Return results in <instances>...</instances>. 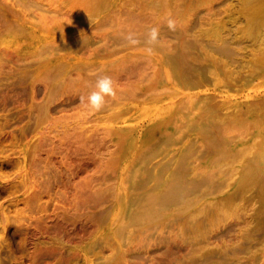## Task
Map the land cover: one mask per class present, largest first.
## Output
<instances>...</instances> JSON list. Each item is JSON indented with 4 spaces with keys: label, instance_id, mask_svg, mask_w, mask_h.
I'll return each instance as SVG.
<instances>
[{
    "label": "rangeland",
    "instance_id": "1",
    "mask_svg": "<svg viewBox=\"0 0 264 264\" xmlns=\"http://www.w3.org/2000/svg\"><path fill=\"white\" fill-rule=\"evenodd\" d=\"M40 1L43 8L31 16H41L42 23L36 27L38 38L22 43L12 36L0 38L2 51H17L27 62H34L18 69L16 60L9 61L10 71H0V142L8 148L6 153L0 152V158L8 155L17 161V165L0 170V186L8 184L12 189L9 199L6 193L0 198V217L3 212L9 213L7 227L0 223L2 264H103L105 258L113 257L115 251L105 247L102 240L127 219L135 194L155 184L154 179H148L145 187L136 189L135 182L145 179L155 166L169 163L171 171L188 147L202 149L201 145L207 142L203 129L176 130L182 122L201 119L218 126L223 141L234 138L232 152L214 143L212 153L190 158L194 169L185 178L199 179L205 171H211L221 182L218 190L183 210L176 205L162 217L139 224L131 240L140 238V231L149 229L145 240L148 244L143 246V252H147L160 237L175 235L188 222L187 236L194 237L197 233L193 231L198 226L191 221L197 219L206 233H198L197 238L205 240L201 248L208 245L226 252H215L212 260L202 264L213 261L264 264V103L258 108L252 105L264 102V6L261 5L264 0ZM6 3L9 1L0 0V13ZM53 14L62 22L57 29H51ZM168 18L176 20L177 31L185 29L190 37H196L195 45L210 48L211 43L231 52L225 55L195 49L193 56L182 52L197 66L206 65L212 72L206 73L211 77L206 87L190 92L200 91V97L217 105L229 100L237 105L217 108L211 114L195 109L187 119L170 122L152 132L151 120L163 113L166 106L170 105L172 119L184 115L175 114V104L130 99V94H141L144 90L167 91L169 79L157 58L147 55L143 44L132 47L126 41L116 43L114 38L123 39L121 34L129 31L145 36L154 26L160 32L169 31ZM86 36L95 40L94 43L78 51L67 46L52 54L36 56L38 48L49 41L69 45ZM167 38H170L166 41L169 47L180 49L185 42L172 35ZM99 46L108 50L116 46V51L97 53ZM23 70L28 72L25 81L21 80ZM104 75L115 82L117 97L109 100L102 111L93 112L87 107L86 98L96 79ZM233 83H245V87L238 89ZM81 97L85 102H81ZM127 105L135 107L129 110ZM247 106L251 109H240ZM134 131L137 135H133ZM223 149L224 154L220 151ZM162 188L157 186L153 193ZM101 211L107 216L99 222ZM175 219L171 232L166 224ZM230 227L233 231L228 234ZM128 237L121 236L117 241L126 242ZM96 241L99 245L91 248ZM125 246L122 249L127 248V243ZM187 249V246L184 250L177 249L182 251L181 255L185 254L183 263L168 264H192ZM157 252L146 254L145 262L135 264H162L155 259L166 254V250Z\"/></svg>",
    "mask_w": 264,
    "mask_h": 264
},
{
    "label": "bare ground",
    "instance_id": "2",
    "mask_svg": "<svg viewBox=\"0 0 264 264\" xmlns=\"http://www.w3.org/2000/svg\"><path fill=\"white\" fill-rule=\"evenodd\" d=\"M7 1H9V3L3 4L4 7L3 8L1 7L0 38L4 37V36H12V37L17 38V40L20 41L21 43L24 41H27L29 38H38L36 35L39 36L40 33L36 27H38V25H41V23H42L41 18H39L41 16L39 15L38 18L35 15L34 16L36 18H33L31 16L33 15L34 12L43 8L41 1L40 0H7ZM261 5L264 6V3H262ZM260 9H261V7L260 8L257 7V10H260ZM36 13L39 14L38 12H36ZM52 22H53V25H52L51 29H57V27L62 24V22L59 19H57L55 14H53V21ZM64 24L66 25V21H64ZM160 34H161V44H160L159 48L156 50V52L162 51L163 53H162V55L153 54V56H155L157 58L158 64H160V66L164 69V72L167 74V78L169 79L168 80L169 85L165 89L167 91L163 92L162 90H153V91L144 90L141 93L142 95L137 93V92L130 94V99L136 100V101H138L140 99H148V100L154 101L155 103L164 102L166 105L169 103L175 104L177 106V108H176L177 113H175V112L174 113L175 114L182 113L184 115V117L177 118L176 120L172 119V112L169 110L170 105L166 106V108L162 111L163 113H160V115H157L154 119L151 120L150 129L152 130V132L160 130L164 126H167L170 122L173 123V121H179V120L183 121V120L187 119L188 118L187 116L190 115L191 113H193V111L195 109L201 108L202 110H205L211 114V113L215 112L217 110V108H224V107L229 108V107L237 105L235 102H233L231 100H229V102H223L222 104L217 105V104L208 102L207 99H205L203 97H200V91L190 92V90L197 89L200 86H204V87L207 86L208 82L211 81V77L206 75L207 71H209L210 68L206 65H204L202 67L197 66L195 61L188 60V58H186L185 55L182 53V52H184V53H187L189 56H191V55L193 56V52L195 51V49H202V50L209 49L210 51L226 55V54H231L229 49L218 48L216 46H213L211 43H209L210 48H205L203 45H202V47L195 45V43H196V41H198V39L196 37H190L191 35L189 34L188 31H185V29L179 30V31L176 30L175 32H172V33H171V31H162V32H160ZM116 35L118 36V34H116ZM140 35H142V33ZM171 35H172V37L182 38L185 40V42L181 43L180 49H178L174 46L169 47L166 44V41H168L170 39L167 37H171ZM139 38L140 39H146V35L141 36ZM114 39H115L116 43L122 44L125 42V40L121 39V38L120 39L114 38ZM94 41L92 38H90V37L88 38V36H86V38H78L77 40L71 42L69 45H67V44H60L59 45L56 42L49 41V43L44 44L38 48L39 50H38L36 56L40 57L44 53L52 54L56 50L64 49L67 46L71 47L72 51H78L81 48H84L88 45H92L94 43ZM1 44H2V41L0 40V71H1V73L3 71H4V73L10 71V69L8 68V62L9 61L13 62L14 60H16L18 62V65H17L18 69H25L29 65L34 64V62H32V63L27 62L26 61L27 59L24 58L17 51H14V52L7 51V50L2 51L1 50ZM115 47L116 46H114L111 50H108L107 47H105V46H99L97 48V53L103 52L105 54H109L111 52L116 51ZM35 63H37V62H35ZM131 69H132V67H131ZM131 69L129 68V70H131ZM216 69H217L216 66H213V70H215V72H216ZM22 73H23V77L21 80L25 81L27 78L28 72L26 70H23ZM133 73H136V72L134 71ZM168 73H170V76H168ZM210 73H212V72H210ZM216 80H217V78L216 79L214 78V81H216ZM16 81L14 83H16ZM233 85H235V83H233ZM4 86H7V84ZM214 86L220 87L215 83H214ZM235 86L238 89H240V88L244 89L245 83H241V85H235ZM12 90L15 91L14 89H12ZM22 90H21V93L23 92ZM16 91H18V89ZM24 93L27 94L26 92H24ZM227 96H229V95H227ZM117 100H118V98H117ZM262 103H264V102H258V103L252 104V105H253V107L258 108V107H260V105ZM125 107H126V109L130 110L135 106L134 105H127ZM240 109L245 111V110L251 109V108H249L247 106L246 108H240ZM248 111H250V110H248ZM90 115L92 116V114H90ZM236 115L238 116V114H236ZM222 118H224V117H222ZM236 120L237 119H235V121ZM7 121H9V120H7ZM38 121H40V120L38 119ZM88 122H89V120H88ZM2 125H3V123H1V126ZM184 127H186L185 130L183 129ZM194 128H201L204 131L203 136H204L205 141H207V142H204V144L201 145L202 149L188 147L187 149L182 151L181 159L178 161L176 167L173 168L171 171H170L171 165L169 163H165V164L157 166V167L155 166V167L150 169L149 174L145 179H143V180L140 179L139 181L135 182L134 187L136 189H140V188L145 187V183H146V181H148V179H154L155 180V184L152 187H149L145 191H142V192H140V190H139L138 192H140V193L135 194L136 196L133 199L134 205H132V208L130 209V211H128L127 219L120 222L112 230V235L110 236L111 238L108 237V238L102 240V242H104L105 247H111V249L115 251V253H113V257L105 258V260L103 261V264H107L108 262L109 263L114 262V264H120V263H122V264H135L137 261L147 260L148 256H146V254L154 253V252L158 253L157 251L163 250V249L166 250V254H164L163 256H159L157 259H155V258H152V259H155L156 262H160L162 264H168L171 261H174L175 263H178L179 261H181L183 263L186 260V258H184L185 254L181 255L182 251H178L177 249L179 247H181L182 250H184L185 246H187V248H188L187 250L189 251V256H192L190 258V261L192 262V264H202V262L212 260V258H214V256H216L215 252L223 253V254L226 253V252H223L222 250L216 251L215 248H210V247H208V245H206L205 248L203 246H202L203 248H201V246H200L201 242H205V240H203V238L201 239V238H197V237H198V233L200 231L202 233L203 232L205 233V228L200 227L201 224L199 223V221L197 219H194L191 221V222H193V225L196 224L198 226L193 231V232L197 233L194 237L192 235H191V237L187 236L189 234V230L187 229L185 224L190 223V222H188V223H185L184 225H182L181 227H179L180 231L178 230V232L175 235H173V236H166L165 235L164 237H160L158 239V241L156 242L155 247L152 249L151 248L148 249L147 252L146 251L143 252L144 251L143 246H146L148 244L147 241H145V240H147V238H148L147 232L149 231V229H144V231H140V233H139V234H141V235H139L140 238H137L136 240L135 239L131 240V235L135 232V227H137L139 224H141L143 222H147V221L151 220L152 218L162 217L163 214H166V212L169 208H172L173 206H176V205H180L179 210H183L187 206L189 207L190 204H193L196 201H198L201 197H203L205 195H210V194H212L218 190L221 182H219L215 179L216 173H212L211 171H205V174L203 176H201L199 179H195V178L186 179L185 178L186 175H188L194 169L191 166L190 158L193 156H195V158H200V157H204V156L212 153L213 152L212 147H213L214 143L216 145H218V143H219L221 146H224V148L230 150L231 144L234 141V138L232 141L231 140H229L227 142L223 141L221 139L223 134H222V132H220V129L218 128V126L213 127L212 124H207L204 119H201L197 122H190V123L189 122L188 123L182 122L180 125L177 126L176 130L184 132V131H189V130L194 129ZM210 128H214V130L213 129L209 130ZM135 133L136 132L134 131L133 135ZM183 134H185V133H183ZM135 135H137V134H135ZM219 137H220V139H219ZM221 141L224 145H222L220 143ZM158 147H159V145H158ZM7 150H8L7 146L4 144L3 141H1L0 142V152H3L2 154H4V153H6ZM220 151L224 154L225 150L223 149ZM220 151H218L217 154H220ZM231 152H232V150L228 151V153H231ZM14 158H16V157L14 156ZM15 165H17V161L15 159H13L12 157H9L8 155L0 158V170L4 169V171H5V168H10V167H13ZM7 185L0 186V198L3 197V193H6L5 195L7 196V194H8V199H9V194L11 193L12 189L9 186L7 187ZM157 186H163V188L159 192L153 193V189L156 188ZM4 199H7V198L4 197ZM101 212L99 215V222L104 221L105 217L107 216V214H104L103 211H101ZM7 215H5L3 212V215L0 217V223L3 224L4 228L7 227L8 220H9V217ZM199 219H200V217H199ZM177 223H178V220H177ZM2 224H1V227H3ZM175 224H176V219L170 220L166 224L167 225L166 227H168V228L171 227V232H172ZM40 225L41 224H39V226ZM147 225H148V223H147ZM218 230H219V227H218ZM166 231H167V229L164 232H166ZM232 231H233V227H230V230L228 229L226 231V233L229 234ZM222 233L225 234V232H222ZM32 234H35V233H32ZM126 235H129L128 240L126 242L117 241L118 238H120L121 236L122 237L126 236ZM36 236H38V235H36ZM31 239H33V238H31ZM262 240H264V239H262ZM115 243H116V247H113V244H115ZM126 243H127V248L122 249ZM138 243H139V245H137ZM140 243H143V244L140 245ZM25 244L26 243L24 242V245ZM207 244H209V243H207ZM9 245H10V243H9ZM15 245H17V244H14V246ZM98 245H99L98 241L93 242L91 244V248H95ZM249 246H248V248H249ZM27 247L28 246L26 245V248ZM38 248H41V247L38 246ZM3 249H5V248H3ZM5 250H8V249H5ZM39 250H41V249H39ZM128 250H130L131 252H128ZM15 251H17V250H15ZM24 252H26V251H24ZM22 254H20V256ZM22 256H24V255H22ZM165 256H166V258H165ZM8 257H10V256H8ZM49 257H51V256H49ZM5 258H6V256H5ZM3 259H4V257H2L0 254V264L3 263ZM15 260H13V261H15ZM18 260H20V259L18 258ZM40 261L41 260H39V262ZM24 262H25V260H24ZM4 263H5V261H4ZM10 263H12V262H10ZM225 263H226V261H225ZM30 264H32V263H30ZM211 264H222V263L219 261H213Z\"/></svg>",
    "mask_w": 264,
    "mask_h": 264
},
{
    "label": "clouds",
    "instance_id": "3",
    "mask_svg": "<svg viewBox=\"0 0 264 264\" xmlns=\"http://www.w3.org/2000/svg\"><path fill=\"white\" fill-rule=\"evenodd\" d=\"M167 28L171 32L177 30V22L173 18L167 19ZM122 38L127 42L128 46L136 47L143 44L145 52L151 56L159 48L161 44V34L159 27H150L146 33V39L141 41L135 32L129 31L122 33ZM118 89L115 82L110 76H99L96 79L94 88L86 98L87 107L93 112L102 111L108 104L109 100L117 97ZM81 102H85V98L81 97Z\"/></svg>",
    "mask_w": 264,
    "mask_h": 264
}]
</instances>
